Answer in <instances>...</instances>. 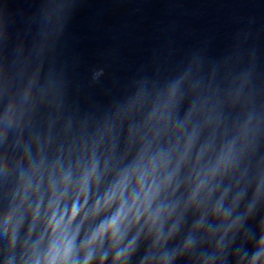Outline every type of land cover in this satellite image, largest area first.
Wrapping results in <instances>:
<instances>
[{
    "label": "clouds",
    "instance_id": "1",
    "mask_svg": "<svg viewBox=\"0 0 264 264\" xmlns=\"http://www.w3.org/2000/svg\"><path fill=\"white\" fill-rule=\"evenodd\" d=\"M192 74L193 69H188L167 90L137 94L103 127L79 126L74 130L76 135H70L69 126L64 127L70 154H76L74 159L82 163L87 153L88 167L79 172L75 184H69L68 176L61 178L62 195L60 199H50L44 210L43 231L34 238L40 216L37 202L20 248L19 264H92L105 242L114 252L112 264H124L135 237L125 245L128 229L121 233L122 217L131 218V228L143 219L149 232L155 231V246L165 224L176 212L175 205L165 210L166 202L183 199L184 209L199 207L211 200L224 180L234 181V186L241 184L244 174L240 169L243 166L246 172L251 163L259 124L244 118L239 94L222 96L210 85L198 88ZM226 105L232 111L225 112ZM45 106L58 109L59 103L51 94L50 80L42 66L31 72L26 83L22 74L21 77L11 75L5 66H0V140L6 142L0 162L5 171L13 159L17 163L24 159L27 164L30 152L40 157V138L26 136L31 126L39 123ZM182 110H185L183 118L178 119ZM49 134L44 136L46 147ZM22 140L25 144L22 156H13L10 148ZM118 149L123 150L122 163L129 159L133 162L130 171L122 177L114 174L115 168L109 171ZM98 169L108 186L115 187L105 201V208L100 209L94 203L93 212L115 208V215L106 226L102 224L91 233L85 232L77 244L83 220L75 228L73 224L88 201L90 185L95 186ZM52 171L58 174V169L53 167L49 175ZM28 172H32L30 166ZM129 186L136 192L139 203L131 200L125 212L119 201ZM26 192L27 185H22V193ZM69 193L73 199L65 219L64 212L58 213L57 208L64 203V194ZM260 194L261 186L257 184L253 197L258 198ZM227 195V190L220 194L214 213ZM241 199L242 195L233 199L232 207L239 205ZM24 208L22 194L16 204L5 209L4 227L11 233L9 250L15 248L23 218L28 215L23 211L18 216ZM231 227L234 225L229 226V231ZM168 235H172L171 231ZM227 235L225 231L224 236ZM182 251L186 252L187 248ZM106 256L107 253L101 256L100 264ZM235 264H264V234L255 241L250 253L244 252L235 258Z\"/></svg>",
    "mask_w": 264,
    "mask_h": 264
}]
</instances>
